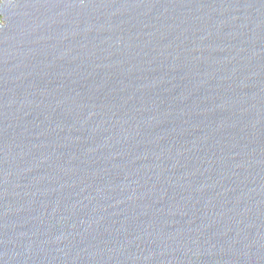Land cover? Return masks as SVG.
Returning a JSON list of instances; mask_svg holds the SVG:
<instances>
[{"label": "water", "instance_id": "obj_1", "mask_svg": "<svg viewBox=\"0 0 264 264\" xmlns=\"http://www.w3.org/2000/svg\"><path fill=\"white\" fill-rule=\"evenodd\" d=\"M0 264H264V0H0Z\"/></svg>", "mask_w": 264, "mask_h": 264}]
</instances>
